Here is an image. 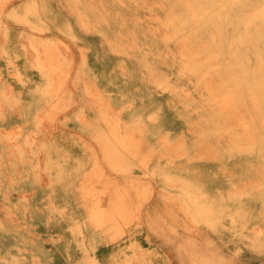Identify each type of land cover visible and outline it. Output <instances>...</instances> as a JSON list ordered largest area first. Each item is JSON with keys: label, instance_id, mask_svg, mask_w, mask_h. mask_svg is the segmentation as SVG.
Masks as SVG:
<instances>
[{"label": "rangeland", "instance_id": "374dc122", "mask_svg": "<svg viewBox=\"0 0 264 264\" xmlns=\"http://www.w3.org/2000/svg\"><path fill=\"white\" fill-rule=\"evenodd\" d=\"M241 1L222 11L217 25L211 17L201 35L220 51L221 77L234 81L216 92L237 94L225 108L208 101L205 85H218L216 76L200 81L199 74L184 73L179 44L164 37L160 20L169 0L0 5V74L18 101L16 111L1 110L0 137L19 126L22 131L11 153L0 142V163L12 159L0 168V264H87L83 247L96 256L95 264H264V157L233 149L244 142V123L253 126L255 147L264 149V35L237 42L264 0ZM258 29L264 33V25ZM50 43L64 57L66 74H59V93L34 124V90L49 87L31 47ZM232 55L237 63L226 72ZM14 69L27 75L29 86L16 82ZM97 104L108 107L110 123L143 129L139 153H149L145 166L134 159L115 169L103 163L92 134L110 124ZM133 182L152 192L148 200L138 199L140 213L131 209L120 237L96 231L81 187L90 184L99 192ZM201 192V201L222 209L203 216L214 230L165 217L169 210L182 217L180 202L201 219L194 204ZM138 234L144 236L140 249Z\"/></svg>", "mask_w": 264, "mask_h": 264}, {"label": "bare ground", "instance_id": "6f19581e", "mask_svg": "<svg viewBox=\"0 0 264 264\" xmlns=\"http://www.w3.org/2000/svg\"><path fill=\"white\" fill-rule=\"evenodd\" d=\"M6 1L7 0H0V5L4 4ZM169 1V12L164 20H160V24L165 31L164 37L169 41L179 44L181 48L178 57L182 62L183 72L186 74H199L200 81L207 79L210 75L216 76L219 80L217 83L218 85L211 87L205 85L206 90L210 93L208 101L212 104H219L224 108L227 107L229 100L237 98V94L229 90H225L221 92V94L216 92L221 91L228 84H233L234 81L227 77H221L220 72L222 70V64L217 61V58L220 56V51L218 49L216 50L214 47H210L209 42L203 39L201 35L203 28L205 25H208L207 21L211 17L213 18L211 23L217 25L218 21L222 19V11L227 13L233 6H239L242 1ZM258 8L259 9H257L255 13L249 15L246 19V23L249 26V28L246 29L248 32H241L237 41L238 43H244L248 41V39H253V37L257 39L264 35V33L258 29L260 25H264V2L261 3ZM23 18L26 20V17ZM29 25L36 28L34 24L29 23ZM251 27H253V29H250ZM31 51L33 53L32 61L35 67L45 76L47 80L46 87H49L44 88L45 86L38 85L34 90L35 97L37 98L36 106L38 107L32 112L31 121L34 124H38L41 121L42 112H40V109L46 105L52 104L51 100L57 97L61 85L60 82H58V76L61 74V71L65 75L66 69L64 70L62 67V59L64 57H62V54L54 44L50 43L45 46L35 44L31 47ZM237 60L238 57L236 55L230 56L229 67L226 72H228V69L234 68ZM10 65L12 66V62ZM14 71L16 82H24L27 84L29 79L27 75H23L18 69H14ZM3 80L0 74V119L4 117V114H1V110L4 107L14 110V106L17 105L16 103L18 102L17 95L13 92L12 86ZM234 87L235 86L229 89H234ZM213 92H215V94ZM46 96L48 98L45 100V103L41 102L43 99H46ZM96 106L99 107L100 117L110 124L108 131H94L92 134L93 139H95L99 145L103 163L115 169L126 166L130 159H134L137 163L145 166L148 162L149 153H139L140 146L144 144L143 129L138 127L134 130L132 127L133 124L131 123L125 125L115 122L112 124L107 119L108 107L106 108V105L102 104H97ZM23 120H27V118L25 117ZM138 120L135 123L138 124ZM21 132V126H19L0 137V142L5 148L6 153H11L19 148L20 140L18 138L22 134ZM244 133V142L235 145L233 147V149H235L234 151L240 154L256 153L259 158L264 157V149L262 150L255 147L253 126L250 127L248 123H244ZM10 161H12V159L8 158L5 164L0 163V168L5 170L10 167V165H12ZM260 186L264 189V181ZM81 188H83L81 195L85 204V213L90 225L96 231L105 236H109L111 239L122 236L125 231L124 226L131 218L130 211H132L131 209H133V207H135L136 213H140V203L138 199L140 200L142 198V200H148L152 193L151 189L149 190L146 184L136 182L128 184L123 188H120L117 184H112L102 188L99 192L94 191L90 184H84ZM199 194V200L193 202L198 207L197 215L200 216L201 219H196L193 215L191 216L190 211L187 210L188 206L180 202L177 204L179 208H177V210H180L183 216L174 215L173 212L169 210L168 212L165 211V217L173 222L176 220L178 225H182L186 228L206 227L209 230H214L215 223L205 222L203 216L208 215L212 211L221 213L222 209L218 207L213 200L207 203L201 201V198L204 199V195L202 192ZM133 198H135L136 202L131 200ZM171 227H173V225H171ZM92 248L95 247L92 246ZM82 249L85 252L83 263H97L98 259L94 254L88 252V248L83 247Z\"/></svg>", "mask_w": 264, "mask_h": 264}, {"label": "crops", "instance_id": "0c3cea01", "mask_svg": "<svg viewBox=\"0 0 264 264\" xmlns=\"http://www.w3.org/2000/svg\"><path fill=\"white\" fill-rule=\"evenodd\" d=\"M143 239H144V236L142 234L141 235L138 234V236L136 237L135 241H136V245H138L139 249L143 245V243H141V241H144Z\"/></svg>", "mask_w": 264, "mask_h": 264}]
</instances>
